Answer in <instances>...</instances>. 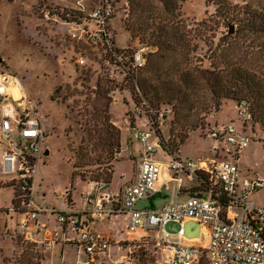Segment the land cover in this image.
Returning <instances> with one entry per match:
<instances>
[{"label": "rangeland", "instance_id": "obj_1", "mask_svg": "<svg viewBox=\"0 0 264 264\" xmlns=\"http://www.w3.org/2000/svg\"><path fill=\"white\" fill-rule=\"evenodd\" d=\"M74 1L0 0V76L2 75L3 79L8 78L12 83L15 82L14 78L19 79L27 101L39 110L41 119L50 122L46 129L48 135L42 144L43 154L36 170L38 173L33 182L35 205L48 209L60 210L63 200L58 195L61 192L66 195V189H71L73 183L78 187L79 195L87 188L88 182L81 180L77 173L83 172L89 181L104 179L101 174L110 172L114 162L121 158L122 142L125 148L124 157L118 163L126 166L130 174L128 179L131 180L135 165L129 146L135 151H141L143 143L136 139L133 130L128 131L131 130L130 122L134 118L136 129H141L147 121L145 114L139 116L135 113L136 104L132 95L136 96V92L132 90V82L122 83L119 77L117 78L116 67L106 62L107 58H112L109 46L107 47L103 40L97 43L99 35L97 40H91L88 34L81 38L71 35L74 31L80 34L82 30L73 29L72 26L78 22L68 23L61 15L74 9ZM102 1L104 0H90L88 5L95 7ZM147 1L145 15L155 9L161 11V5L158 8L152 0ZM207 1L185 0L181 15V28L192 38L193 43L198 44L197 52L192 53L189 58L192 64L201 68H210L209 57L216 47L219 49L220 43L224 44L229 55H237L246 48L250 49L247 38L236 32L237 26L231 34L230 27L224 20L213 19L215 6ZM107 2L115 12L109 20L108 29L111 39L115 37L116 47L121 49L128 46L138 49L140 41L132 38L131 33L127 31V21L136 20L131 17L128 0ZM251 2L264 7V0ZM48 13L49 17L46 16ZM78 25L91 26L90 30L93 31L97 29L93 21ZM239 46L244 47L240 50ZM145 50L146 54H149L155 49ZM160 56L163 60L155 59L153 65L157 64L161 76L165 77V74L171 73L186 55L176 51ZM80 58L85 60L82 64L84 66L77 63ZM150 60L152 57H149L147 64L139 70V76L152 66ZM12 94L15 98L20 96L17 88L13 89ZM149 103L152 108L158 106L156 103ZM236 105L238 104L233 101H221L219 109L213 108L211 113L201 114L199 127L194 129H191L193 126L190 122L196 121L195 116H191L183 106V109H176V115L174 114L172 119H167L162 129H159L160 134L153 133L151 140L156 143L161 137V141L169 150H179L184 158H231L228 145L220 142L217 146L218 142L210 135V130H221L229 122L242 129L244 120ZM96 120L99 121L97 127L94 124ZM108 128L114 136L117 135L120 147L106 146V140L110 142L106 139ZM256 128L259 136L254 135L252 125L248 124L247 133L253 140L240 155L242 176L259 173L264 177V132L259 127ZM48 145L51 153L45 154ZM162 155L163 152L158 147L155 156ZM10 177H7L8 180L0 178L1 225L3 227L8 220L9 229L18 227L19 217L23 216L19 211L24 210L20 206L16 208L19 211L13 209L9 213L2 209L10 208L13 203L14 189L8 185ZM253 199L259 206H264V188L256 192ZM147 206H150V201L142 200L137 208ZM238 212L239 210L234 211L236 214ZM114 218L119 219L121 227H124L123 216ZM104 224H109V220ZM52 226L53 224L49 227ZM179 228L180 224L176 222L166 225V230L171 234H176ZM154 233L146 231L143 237L127 242L130 235L125 231V234H121L123 245H112L113 259L118 260L127 255L121 264H160ZM204 233V228L198 222L191 220L186 223L187 238L202 240L205 239ZM4 243L6 248L0 250V264H53L50 258L42 260V255L31 243L18 241V244L14 245L10 240H5ZM76 254L75 250L71 249L66 259L75 264L78 259Z\"/></svg>", "mask_w": 264, "mask_h": 264}, {"label": "built area", "instance_id": "obj_2", "mask_svg": "<svg viewBox=\"0 0 264 264\" xmlns=\"http://www.w3.org/2000/svg\"><path fill=\"white\" fill-rule=\"evenodd\" d=\"M89 1L75 0L73 10L88 18L89 22L96 23L97 29L93 31L88 26H79L76 23L73 29L82 31L80 34L74 31L71 35L81 38L88 34L91 40H97L99 35L97 43L103 40L110 49L112 39L108 24L114 10L107 0L95 7L88 5ZM49 15L48 13L46 16ZM113 57L124 61L118 53H114ZM78 62L84 64L85 60L80 58ZM106 62L111 64V58H107ZM146 64L145 48L136 50L133 54V68L142 69ZM14 79V83L22 88L20 80ZM7 80L8 78L3 79V76H0V138L6 140L13 152L3 149L0 145V153L4 160H11L12 164L15 159L19 162L24 191L19 206L25 210V216L19 228L13 232L14 235L23 234L26 239L31 240L32 229L29 222L33 221L35 229H44L40 244L45 250L53 249L63 241L76 242L79 249L75 264H121L127 255L118 260L113 259V242L110 236L84 227L82 214H87L94 220L123 212L129 217V235L138 234L140 231L155 232L154 241L160 254V264H200L204 258L209 264H264V206H259L252 198L264 188V177L259 173L245 178L240 176V155L253 140L250 134L238 130L232 122L225 124L221 130H210L211 136L228 145L231 158L196 160L174 157L157 161L152 155L158 151L159 146L151 139L154 132L160 134L159 129H162L167 119L172 116L173 108L166 106L152 109L148 102L142 99L136 105L135 113L139 116L147 115V129H136L134 132L136 139L144 145L136 182L127 185L121 195H117L110 190L109 180H96L90 192L85 194L90 208L83 212L68 208L59 213V226L48 228L38 220L39 213L45 210L36 206L33 201V182L43 154L41 125L37 118L30 115L18 116L16 111L9 107L11 95L3 87V82ZM237 108L244 124H251L254 116L249 103L241 101ZM262 131L264 132V125ZM15 138L19 139L20 143ZM158 141H161V138ZM173 173L175 177L185 174L191 180L207 176L213 184L219 185V195L229 200L228 210L225 211L217 199L207 195H191L186 200L175 198L161 209H138L140 201L150 199L159 191L162 178H172ZM119 198L122 200L121 209L114 205ZM235 210L239 212L236 214ZM191 220L204 228L205 239L186 237V223ZM170 222L180 224L176 234L166 230V225ZM70 232L76 233L77 237L69 236ZM82 253L85 257H82Z\"/></svg>", "mask_w": 264, "mask_h": 264}, {"label": "trees", "instance_id": "obj_3", "mask_svg": "<svg viewBox=\"0 0 264 264\" xmlns=\"http://www.w3.org/2000/svg\"><path fill=\"white\" fill-rule=\"evenodd\" d=\"M184 1L152 0L155 7L159 8L161 5V11L155 9L145 15L147 0H128L131 17L136 20L127 21V31L131 33L132 38L140 41V46L138 49L128 46L120 49L115 45V37L111 40V64L116 67L117 78L119 77L122 83L132 82V90L136 92V96L132 95V97L136 105L145 99L150 108L152 106L149 102L158 105L152 109L171 106L173 108L171 117L184 106L191 116H195L196 121L190 122L193 126L191 129L199 127L198 120L201 114H209L213 108L219 109L221 101H233L238 104L245 100L249 103L254 116L251 122L252 127H259L262 130L264 125V7L256 6L251 0H240V2H236L238 0H208V4L215 6V12L212 13L213 19H222L229 27L237 26L236 32L247 38L250 49L246 48L237 55H229L227 48L220 43L219 49L216 47L209 57L210 68H201L192 64L189 58L192 53L197 52L198 44L193 43L192 38H189L181 28ZM61 18L72 24L74 22L83 24L88 21V18L73 9L64 12ZM242 47L244 46H239L240 50ZM142 48L155 50L146 54L147 60L152 57L150 60L152 66L139 76L141 69H134L132 60L135 51ZM176 51L185 54V59L183 58L171 73L165 74V77L161 76L157 64L153 65L154 60H163L161 54ZM114 53L121 55L124 61L114 58ZM98 123L99 121L96 120L95 127ZM109 129L106 130V139L110 142L106 140V146L120 147L117 135L114 136ZM217 141L220 145L221 141ZM164 146L168 148L165 144ZM224 158L228 157L224 156ZM77 175L86 180L87 176L83 172ZM101 175V178L109 180L112 170ZM197 182L198 186L191 190V195H207L215 198L225 211L228 210L229 200L219 195L218 184H213L207 176H200ZM9 183L8 185L14 189L13 206L18 207L24 194L23 180L15 178ZM200 264H209V262L204 258Z\"/></svg>", "mask_w": 264, "mask_h": 264}, {"label": "crops", "instance_id": "obj_4", "mask_svg": "<svg viewBox=\"0 0 264 264\" xmlns=\"http://www.w3.org/2000/svg\"><path fill=\"white\" fill-rule=\"evenodd\" d=\"M88 27L90 28L91 26H88ZM72 28H73V26H72ZM3 85H4L3 87H5V89L11 95V97L9 98L10 101H9L8 105L10 108H13L16 111L15 114H17L18 116L30 115V116L37 118L39 120L40 125H41V130L43 133V142H44L45 137L48 135V134H46V131H47L46 129H47V126H49L50 122L49 121L45 122L43 119H41L42 114L39 115V112H38L39 110H36L34 108V106H32L31 103H29L27 101V96L25 95L24 92H22L23 85H22V88H20L15 83H12L10 80L4 81ZM14 88H17L19 90V95H20L19 98H15L14 95H12V91ZM0 100H2L1 95H0ZM236 107H237V105H236ZM170 118L172 119L173 117H170ZM146 125H147V121H146L144 127L141 129H147ZM165 127L167 128L168 126L166 125ZM165 127H164V129H165ZM247 127H248V125L244 124L242 129L238 128V127H237V129L240 131H245L247 133V130H248ZM130 128H131V130L128 128L129 132L132 130H133V132H135L136 120L134 118L130 122ZM164 129H163V132H164ZM252 129L255 132L254 135L259 136V132L257 131L258 129L253 128V127H252ZM160 138L161 137H159V139ZM16 141L18 143H20L19 139H16ZM0 145L2 146L3 149L8 150L10 152H13L12 150H10L8 143L3 138H0ZM129 149H132L131 157H132V159L134 161V165H135L133 178L131 180L128 179L130 174H129V171L127 170L126 166H121V164L118 163V161L124 157L125 148H124V144L122 142L121 158L114 162L113 168H112V176L109 179L110 180L109 181L110 182V190L117 195H121V192L123 191V189L127 185L134 184L137 180L138 166L142 160L144 145H143V148L141 151L133 150L132 146H129ZM47 151L49 152V154L51 153V149H50L49 145H48L47 149H45L44 153L46 154ZM162 152H163V155H162L163 157L162 156L156 157L155 156L156 153H154L152 155L153 159H155L157 161H166V160H170L174 157H178L181 159H188L189 158V157H186V158L182 157L180 155L179 150H176V151L172 150L171 151L168 148H166V150H162ZM223 158H224V156H223ZM239 166H240V160H239ZM37 173H38V171H36V174ZM9 176H11L9 178V180H12L15 178L20 180L21 174L19 172V162L17 161V159H15V161L12 164L11 160H4L3 155L0 153V178L8 180L7 177H9ZM172 176H173L172 178H169L166 176L162 178V180L160 182L159 191L155 195H153L150 199H148L150 201V206L143 207L141 209H161L163 206L169 204L175 198L186 200L191 196V193H190L191 190H193L195 187L198 186V182L196 179L191 180L185 174H182L180 177H175V175L173 173ZM240 176H241V178H245L248 175L242 176L241 168H240ZM81 180H83V179L81 178ZM83 181L88 182V184H87V188L85 190L81 191L80 195L77 193L78 187H75L74 183L72 184L71 189H66V195L64 194V192H63V194L61 192V194L58 195L59 198H61L63 200L62 207H60V210H58L56 208L48 209L45 207H41L45 210L44 212L39 213V215H38V220L40 221V223L42 225H44L48 228H51L49 226H51V224H53L52 228H56L59 226L58 215L60 212L66 210L68 208L83 212V211H86L90 208V206L87 204V202L85 200L84 195L90 192L92 185H93V182H95V181H89V180H83ZM252 198H253V196H252ZM114 205L116 208L121 209L122 208L121 198H119L118 201L116 202V204H114ZM2 209L7 210L9 213V211H12L14 209L13 203H12V206L10 208H7V209L2 208ZM14 210L19 211V209H14ZM19 212L23 213V216L20 215V217H19V221H18V225H17L18 227H12L9 229L10 224H9L8 220L5 221V225L2 227V225H1L2 219L0 217V250H4L6 248L5 243H4L5 240H10L11 243H13L14 245H17L18 241H20L22 243L23 242L28 243V244L31 243V245H34L37 248V251H39V253L42 255V260H44L46 258H50V259H52L53 264H61L63 262H67V263L71 264V262H69L66 258L68 257V254H69L71 249L75 250V252L77 253L76 255H78L79 246L76 242H65V241H63V242L58 243L53 249L45 250L43 248V246L40 244V241L43 238L44 229H42V228L40 230L35 229V227H34L35 224L33 221L29 222V226L32 229L30 231V234L32 237L31 240L26 239L23 234H20L17 236L14 235L13 232L19 228V224L25 216V210H20ZM120 215L123 216V218H124V221H125L124 227H121V224L118 221L119 219L114 218V217L120 216ZM82 219L84 222V227H87V228L92 229L94 231H101V232L108 234L110 236L112 242H113V245L114 244H118L119 246L123 245L122 243H124V242L122 241L123 237H121V234L122 233L125 234V231H126V233H128L127 227H128V223H129V217L127 214H125L123 212H119V213L107 216L105 218H99V219H94V220H92L87 214H82ZM107 220H109V224H104V222ZM144 234H145L144 231H140L138 234H134L135 236L130 235V240L127 242H131L134 239H138V237L141 238L144 236ZM69 236L76 238L77 234L74 232H70ZM17 247H19V246H17ZM24 253H26V252L24 251ZM82 257H85V255L83 253H82Z\"/></svg>", "mask_w": 264, "mask_h": 264}, {"label": "water", "instance_id": "obj_5", "mask_svg": "<svg viewBox=\"0 0 264 264\" xmlns=\"http://www.w3.org/2000/svg\"><path fill=\"white\" fill-rule=\"evenodd\" d=\"M234 29H235V26L234 25H231L230 26V30H229V33H233L234 32ZM157 145L162 149V150H166V148H165V146H164V143L163 142H161V141H158L157 142ZM217 146H218V144H217ZM46 154H49V152L47 151L46 152Z\"/></svg>", "mask_w": 264, "mask_h": 264}, {"label": "bare ground", "instance_id": "obj_6", "mask_svg": "<svg viewBox=\"0 0 264 264\" xmlns=\"http://www.w3.org/2000/svg\"><path fill=\"white\" fill-rule=\"evenodd\" d=\"M13 95V94H12Z\"/></svg>", "mask_w": 264, "mask_h": 264}]
</instances>
